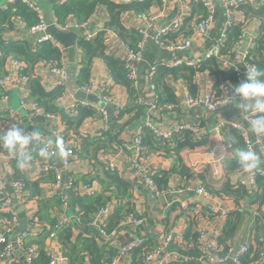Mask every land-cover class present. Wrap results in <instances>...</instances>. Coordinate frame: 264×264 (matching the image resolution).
<instances>
[{
  "label": "crops",
  "instance_id": "obj_1",
  "mask_svg": "<svg viewBox=\"0 0 264 264\" xmlns=\"http://www.w3.org/2000/svg\"><path fill=\"white\" fill-rule=\"evenodd\" d=\"M64 1L66 0H57L56 4ZM113 1L117 4H126L136 0ZM6 2L7 0H0V5H5ZM203 2L205 6L209 7V9L206 8L211 14L212 21L202 33L193 31L191 47L189 50L179 54L177 56L179 59L193 63L205 60V53L214 44L219 31L222 29L224 22L222 16V1L203 0ZM249 6L253 10H263L264 0H252ZM240 10L238 9L233 12L234 21L236 22L235 25L242 24L243 43L240 48L249 50V48L254 47L255 40L260 35L261 26L264 25V13L257 16L254 13L245 14L244 11ZM39 11V14L43 17L40 8ZM190 11V5L187 0H163L161 4L152 6L144 14V17L137 16L134 13L122 14L121 23L126 29H141L146 31L150 37H153L155 33L170 24L173 20H178L181 25V22L190 15ZM108 20L109 15L106 8L101 5L97 6L87 21L85 28L79 31L81 33V39L90 36L92 38L90 41H93V39L103 32L106 54L123 60L126 56L127 46L111 29H105V24ZM189 25L192 26V22ZM5 37L11 42L28 41L34 49L38 45L37 40L39 39L37 35H32L29 29L20 23H16L14 30L7 33ZM78 42L75 49L76 83L77 75L83 65V53L78 48ZM53 44L62 53L63 70L65 71L68 65V50L63 49L55 41ZM172 60V55L165 50L163 45L157 44L153 39H148L143 44L140 57L134 63L133 68L136 74L137 87H133L134 95L132 96H129L126 87L117 84L113 80L105 63L100 58L92 60L89 67L88 83L93 82L96 85H102L104 91L90 94L98 99L101 94L107 95L112 101L118 102L122 106V115L115 118L110 126L107 125V114L103 108L105 105H110L111 107L113 105L111 103H104L100 99L99 105H94L88 101L87 105H81L82 107H88L94 110L97 113V118L86 119L76 130L68 128L57 113H55L57 118L51 121H45L43 123L34 121L30 116L32 111L30 109L20 108L19 105V99L25 98L27 95L26 89L21 88L16 82L11 83L6 94L8 99L5 101L0 98V134L10 126L17 125L27 133L33 131L38 132L40 134L39 147L42 146L43 142H47L53 148L59 137L69 138L72 135H76L80 139V145L88 151V154L94 151L91 145L94 142L91 141H104L108 135L112 137L118 134L116 142L105 145V152H98L97 160L101 161L104 157L114 158L117 169L121 171L127 168L131 141L141 134L144 126L146 127V125L151 124L154 129L164 130L179 124H192L196 121H201L205 137L200 146L183 148L178 153L169 152L168 154H164L162 151L150 152L149 168L153 173L157 171L169 172L173 168L179 170V167L182 166L187 171V177L181 176L178 171L170 173L167 178L165 191L153 200L149 199L148 196H144L139 186L135 183L125 180L127 183L130 182L128 194L132 211L137 210V213H141L145 219L144 226L137 231L139 234H147L145 237L146 243L151 247L159 242L160 235L169 231H172L173 234L181 236L182 238L189 228L193 232L203 230L208 237L214 234H222L227 229V222L230 221L231 224L234 223V231L229 239L237 243L251 244L253 235L264 231V204L259 205L260 199L256 198L259 190L255 192L256 190L252 191L250 188H245L249 192V195L244 198L225 195L217 196L212 191L219 188L225 182H228L232 188L236 189L240 187L238 186L240 180H245L246 177V173L241 168L235 171L227 170V161L233 158V151L229 152L226 158H220L216 155L220 151L219 144L221 138L223 139L221 131L220 133L216 131V126L219 123H240L250 139L255 143V152L260 155L262 161L260 167L264 168L263 151L259 145L260 137L248 131L249 118L256 114L244 113L242 115L236 105L231 103L221 106L215 115L207 114L201 106L187 108L184 102L191 96L187 85L183 80H175L169 76L165 77L164 81L173 91L177 103L174 107L162 103L163 101L159 99V89H150L146 73L150 67L155 66L157 63L170 67ZM216 62L225 71L231 69L232 64H234V60H231L226 55H218ZM34 74L40 80L46 91L53 90L57 87L59 80H64L65 92L56 104L59 109L65 110L74 100L75 96L68 90L64 75L63 78L55 76L47 63H38L34 67ZM194 82L197 85V94L202 93L204 95L212 91L214 78L207 72H201L195 76ZM81 87L82 85L79 86V89ZM101 104L103 105L102 107L100 106ZM135 105H137L139 112L135 111ZM102 112H104L106 119L103 118ZM14 117L16 119L15 123L11 121ZM7 123H10V126ZM85 143H89L90 146L86 147ZM34 146V144H30L29 149ZM209 151H213V153L215 151V156H209ZM32 155V166L26 170H20L17 167V163L15 167L13 166V160L16 161V158L10 156L6 150L0 148V193L6 192L10 195L12 201L10 209H0V234L4 232V224L7 216H11V214L16 216L15 234H18L21 228H26L31 216H35L36 212H38L37 196L29 197V191L22 192L21 194L17 191L14 192L11 180L15 171L21 181H37L41 198L53 201V196H55L53 179L50 176L43 175V170L50 165H59L61 155L57 152L53 158L44 160L39 157L37 148L32 149ZM98 163L100 164V162ZM100 167L101 164L99 165ZM101 171H96V174H100ZM92 173L93 167L89 156L77 153L68 170L63 173V177H69L70 175L77 182H84L81 176ZM129 177L128 172L123 175L124 179ZM92 181L91 183L97 194L102 193L107 183L109 184V181H104L101 187L96 180ZM198 187L206 189L210 193V196L207 198L200 197L195 192ZM105 195L116 205L115 197L110 196L109 193ZM76 197L72 192H67L68 202L66 207L62 206L63 208L61 210H56V214L54 212L51 214L52 218L56 217L58 219L60 215L71 218V223L68 227L70 234L68 241L70 244H78L79 242L77 243V241L80 239L85 237L91 238L93 235L95 236L94 238H97L95 232L89 229L86 223H80L78 218L75 217V213L78 212L77 210H79V214L81 213L80 208L76 204ZM125 201H128V199H125ZM211 210H215L216 213L212 214ZM232 213H236V216L231 217ZM122 224H127L126 217L118 224L116 230H114L115 228L112 229L113 231L111 232L114 233L113 239L103 241L98 237L101 244V264H113L112 262L116 257L120 245L132 240L134 236L133 231L128 226L120 230ZM44 242L46 254L47 252L63 253V245L59 243L57 237L54 239L47 237ZM180 247L181 242L176 245L173 244L165 250L166 264H174L170 261V258L181 253ZM13 253L10 257L0 256V264H24L23 249L16 248ZM75 257V254L70 256L68 264H91L89 262V256L85 257L83 262H76L74 260ZM139 263L138 253H135L123 258L116 264ZM260 264H264V262Z\"/></svg>",
  "mask_w": 264,
  "mask_h": 264
},
{
  "label": "trees",
  "instance_id": "obj_2",
  "mask_svg": "<svg viewBox=\"0 0 264 264\" xmlns=\"http://www.w3.org/2000/svg\"><path fill=\"white\" fill-rule=\"evenodd\" d=\"M50 1V0H41ZM190 5V15L181 22L178 31L168 32L162 39L167 43H173L177 39H186L193 35V31H196L197 26L207 18L210 14L209 10L206 8L203 0H187ZM161 4V0H144L143 2H129L126 4H117L113 0H66L60 4H55L52 10V16L56 24L64 25L69 16H73L74 19L79 23L87 22L95 11L96 7L101 5L104 6L109 15V20L105 24V29H111L123 42L126 44L127 48L131 51H136L138 49V44L142 40V34L137 29H126L121 23V16L124 13H134L135 15H141L147 13L152 6ZM241 9L245 14L254 13L257 16L264 13V9L257 10L251 8L249 5H241L236 8V10ZM246 16V15H245ZM43 17L36 11L29 8L26 4L21 1L15 4H8L5 10H0V79L5 75V65L10 59H14L22 63L24 67L23 75L28 78L25 89L27 95L25 101L28 103H35L41 107L43 113L49 114H59L62 122L70 129L76 130L78 126L83 124L86 119H96L97 113L89 109L88 107L78 106L74 115L67 114L64 110L57 107V102L62 97L65 92L64 87L57 86L51 91H46L40 80L34 74V67L40 63H47L51 67L57 69H63L62 53L58 47H56L50 41H43L36 46L34 49L32 44L28 41L21 40L11 42L8 41L5 35L15 28L16 23L25 25L26 28L30 29L38 25ZM192 22V26L189 23ZM241 25H233L227 31V38L222 43L218 55H226L231 60H235V47L237 42L243 35L241 30ZM78 48L83 53V65L79 70L77 75V83L79 86H84L89 81V67L92 60L100 58L106 65L109 74L113 80L124 87L127 88L129 96L134 95V89L131 82L126 78V68L123 60H119L106 54V46L104 44L103 32H101L93 41H86L80 39L78 42ZM249 57L246 59L248 63L255 66L256 69L264 70V25L261 26L260 35L255 40L253 48L248 50ZM201 72H207L211 77L214 78V84L212 87V92L215 96H220V88L225 85H230L234 89L239 82V77L232 69L222 70V68L217 65L216 57L206 58L203 61L197 62L194 66H179V67H166L160 63L155 64V76L153 77V82L155 84V89H159V99L163 101L162 103L166 105L176 106V99L173 91L165 84L164 78L169 76L175 80L181 79L187 85V88L191 94V97L197 96V85L194 82V78L197 74ZM264 79V77H262ZM4 92L0 89V98H3ZM135 111L139 112L137 105H135ZM123 110L119 112V116L122 115ZM255 116V115H254ZM250 120V118H249ZM34 121L45 122L42 116L34 118ZM221 135L223 138L231 143L233 151V158L227 161V170L235 171L240 169L237 163V149H244L245 145L243 142V133L232 129L230 126L226 125L221 130ZM118 134L110 137L109 135L104 141L96 140L91 145L93 146V153L88 154L86 149L82 146L75 150V154L80 155L85 154L89 156V160L93 167V173L90 175H82L81 178L84 182H77L76 179L69 175V179L72 180V185H78L79 183L91 184L92 180H96L99 185H103L104 181H109L107 186L104 188L103 192L100 194L95 193L93 196L84 195L76 197V204L80 208L75 213V217L82 224L89 222L93 213L102 206H108L113 204L109 197L105 194L109 193L110 196L115 197L116 205L113 204V209L111 215L108 218L107 224L104 226L105 230L109 233L116 230L118 224L132 212V208L129 202V184L121 179L117 174L111 173L104 169L101 161L97 160V154L105 152L106 144L116 142ZM264 141V137H261ZM141 144L147 148V151L155 152L162 151L164 154L169 152L178 153L183 148H193L195 146H200L203 141L195 142L192 139V135L188 132H184L182 135L175 137L172 141H164L155 137L153 132L148 127H143L140 134ZM86 147H89V143H85ZM42 147V146H40ZM99 153V154H100ZM101 164V169L99 168V163ZM17 161L13 160V166ZM100 169V170H99ZM104 169V170H103ZM96 171H101L100 174H96ZM181 176H186L187 171L184 167L180 166L179 170L173 168L169 172L157 171L152 174V179L156 184L160 192H164L167 187L168 175L172 172H177ZM43 175L52 177L54 182V177L50 172H44ZM187 177V176H186ZM12 182H18L22 185V192L29 191V197L37 196L38 212H36L35 217L41 225H46L45 227L35 236L30 237L24 242V247L36 246V257L33 259L32 264H47L48 258L44 249V240L49 236L51 232L54 231L55 238L59 243L63 245V253L70 259V256L74 254L76 257L74 260L76 262H83V259L87 256L90 257L91 264H101L102 254H101V244L100 239L94 238H82L77 241L78 244L69 243V230L60 229L57 230L56 221L57 218H52L51 214L56 210H61L62 204L57 196H53V201L42 199L40 196V190L38 188L37 181H25L20 180L17 177V172L13 174ZM110 187V188H109ZM256 191L259 190V194L256 198L260 199L259 205L264 204V178L259 177L256 180ZM213 194L217 196H236L237 198H244L249 195V192L243 187L232 188V186L225 182L219 188L212 191ZM128 196V197H127ZM2 194L0 193V203L2 200ZM128 199V201H125ZM236 216V213H232L231 217ZM69 218V216H66ZM7 220L10 216L6 217ZM73 218V216H72ZM234 231V223L227 222V229L218 238L219 244H224L226 239L231 238ZM196 232L191 231L189 228L184 236V239H196ZM255 235H253V238ZM29 241V242H28ZM5 245L0 243V253L4 251ZM253 252V257H244L242 259L243 264H249L257 259V252L255 249L251 248ZM141 252L139 255L140 263L142 264ZM194 264V263H190Z\"/></svg>",
  "mask_w": 264,
  "mask_h": 264
},
{
  "label": "built area",
  "instance_id": "obj_3",
  "mask_svg": "<svg viewBox=\"0 0 264 264\" xmlns=\"http://www.w3.org/2000/svg\"><path fill=\"white\" fill-rule=\"evenodd\" d=\"M21 1L22 3L26 4L29 8L36 12H40L39 8L32 0H7L5 5H0V10H5L8 4H15ZM144 0H136V2H143ZM163 1V0H161ZM223 3V25L222 29L219 31L218 36L216 37L214 44H212L211 48L205 53L206 58L210 57H217L220 47L222 43L227 38V31L233 25L236 24L234 21L233 12L236 10L237 7L241 5H249L252 0H220ZM208 9L209 7L206 6ZM140 17H144V14L137 15ZM211 14L207 16L205 20H203L196 28L198 33H202L210 24ZM86 23H79L77 22L73 16H69L67 21L64 25H55L62 31L69 32V31H81L85 28ZM46 28L44 20L29 29L32 35H38L41 32H44ZM180 28V23L178 20H173L167 26L161 28L153 37L141 29H137L142 34V40L138 44V49L136 51H131L126 48V56L123 59L126 68V78L132 83L133 87L136 86V74L134 70V63L140 57L141 50L143 44L148 39H153L157 44H161L165 47V50L168 51L172 57V67H179V66H194L197 62L193 63L190 61H186L184 59H179L177 56L191 47L192 43V36L186 39H177L173 43L165 42L162 37H164L168 32L178 31ZM92 38L90 36L84 37V40L90 41ZM37 44H40L43 41H50L51 43L54 40L48 36H44L37 40ZM243 43V35L241 36L240 40L237 42L235 47V60L234 64H232L231 69L234 73H236L239 77V82L246 79L247 70L256 69L255 66L247 62L248 49L244 48L241 49V45ZM165 44V45H164ZM199 62V61H198ZM243 65L245 71H241L238 67L239 65ZM50 67L51 72L55 76H60L63 78L64 70L57 69L55 67ZM230 68V67H229ZM228 68V69H229ZM24 67L22 63L17 60L10 59L6 62L5 65V75L2 79H0V89L4 92V96L2 100H7V90L11 83L16 82L21 88H25V84L28 80L26 76L23 75ZM155 76V66H152L148 69L146 73L147 81L149 82V87L151 90L155 89V84L152 81L153 77ZM57 86L64 87V80H59ZM65 88V87H64ZM83 93H95L104 91V87L101 85H96L93 82H90L80 89ZM221 95L215 96L214 93L211 91L209 94L198 93L196 97L189 96L184 105L187 108L190 107H198L201 106L205 109L207 114L215 115L217 114L218 110L221 106L227 105L226 104V95L228 97L234 96V89L230 85H225L220 88ZM101 94V93H100ZM26 97V96H25ZM100 101L104 103H111L114 108V116L117 118L119 116V112L122 110V106L120 103L112 101L107 95H102L99 97ZM239 103V101L237 100ZM20 108L30 109L32 114L30 116L32 119L42 116L44 120L51 121L57 118L56 114H49L43 113L41 107L36 105L35 103H28L25 101V98L19 99ZM85 106L87 105V101L75 99L69 104L68 107L65 108V112L67 114L74 115L76 112L77 106ZM103 118H105L104 112H102ZM106 119V118H105ZM13 123L16 122L15 117L11 119ZM10 126V123H7ZM230 126L232 129L243 133V142L245 145L246 150H254L255 151V143L250 139L246 130L242 127L240 123H219L216 126V131L220 133L224 126ZM156 138L164 140V141H172L173 138L182 135L184 132H188L192 135V139L195 142L204 141V130L201 121H196L192 124H179L175 127H171L169 129L159 130L154 129L151 124L146 125ZM260 140V147H262L263 157H264V141H262L261 137ZM48 145L49 150V158H53L55 153L61 155L59 165H50L43 170L44 172L52 173L54 177L53 186L55 189V196H57L62 204L63 207H66L68 198L67 192H72L75 196H84V195H91L93 196L96 193V190L93 184H83L80 183L79 185H72L73 182L68 177H63V173L68 170L70 167L74 157H75V150L80 147V139L76 135H72L69 138L66 137H59L56 140L55 147H51L49 143L43 142L42 147ZM232 145L224 138H221V142L219 144L218 154L214 151V153L219 156L220 158H226V155L231 151ZM130 157L127 160V168L119 171L116 167L115 159L111 157H104L101 159V163L105 170L117 174L121 179L129 180L139 186L140 191L144 196L154 195V199L156 196H160L163 192H160L152 179L153 172L149 168V160L151 154L147 151V148L141 144L140 135L135 137L130 143ZM213 151H209V156H215ZM111 158V159H110ZM128 172L129 178H123V175ZM245 180H240L238 186L244 188H250L252 191L256 190V180L259 177L264 178V168L259 167L258 169L254 170L251 173L245 174ZM130 183V182H129ZM128 183V184H129ZM131 186V185H130ZM12 188L18 193H22V185L18 182H12ZM195 192L200 196L207 198L210 196V193L204 189L203 187L196 188ZM2 200L0 203L1 210H8L11 207L12 201L9 194L6 192L1 193ZM150 199V198H149ZM153 200V199H151ZM113 209V204L108 206H102L98 208L92 215L89 222L86 223V226L95 232L96 237H99L103 241L111 240L114 238L113 232H107L105 230V225L108 222V218L111 215V211ZM78 211V210H77ZM76 211V212H77ZM211 213H216L215 210H211ZM127 224H122L120 230L128 226L134 233V236L131 241L120 245L116 257L113 260V264L118 263L123 258L138 253V256L142 252V264H166L165 263V250L169 248L173 244H178L181 242L180 251L178 255H174L170 258L174 264H243L242 259L244 257L252 258L253 252L251 248L255 249L257 252V259L249 264H260L264 262V231L255 234L251 244L249 243H237L231 239H226L224 244L218 243V238L222 234H214L208 237L203 230L196 231V239H184L181 236H176L172 233V231L166 232L159 237V242L149 247L146 243L145 237L142 233H138V229L144 226L145 219L141 213H137V210L132 211L126 216ZM17 223V218L14 214H11L10 219L5 220L4 224V232L0 234V243L4 244V251L0 253V256L10 257L13 255L14 250L23 249V259L24 264H32L33 259L36 257V246H28L24 247V242L38 234L46 225H41L34 215L31 216L29 219V223L24 229V231L15 234V226ZM71 223V218L66 217L65 215H60L56 221V229H66L69 227ZM50 239L55 238L54 231L51 232L48 236ZM21 251V250H20ZM48 262L47 264H68V257L64 255V253H50L47 252Z\"/></svg>",
  "mask_w": 264,
  "mask_h": 264
},
{
  "label": "clouds",
  "instance_id": "obj_4",
  "mask_svg": "<svg viewBox=\"0 0 264 264\" xmlns=\"http://www.w3.org/2000/svg\"><path fill=\"white\" fill-rule=\"evenodd\" d=\"M264 70H247L246 79L234 88V96L226 95V104H235L242 115L255 113L250 117L248 131L258 137H264ZM237 100L239 103H237ZM35 146L29 149V145ZM40 134L36 131L25 132L21 127L12 125L0 134V148L16 158L17 167L26 170L32 166V149H38V155L44 160L49 158L48 145L39 147ZM237 163L245 173L258 169L262 163L260 155L254 150L237 149Z\"/></svg>",
  "mask_w": 264,
  "mask_h": 264
},
{
  "label": "water",
  "instance_id": "obj_5",
  "mask_svg": "<svg viewBox=\"0 0 264 264\" xmlns=\"http://www.w3.org/2000/svg\"><path fill=\"white\" fill-rule=\"evenodd\" d=\"M41 9L44 17L46 28L44 32L39 33L37 36L42 38L48 36L57 42L63 49L68 50V65L64 71V77L66 79V86L70 93H72L76 99L88 101L94 105H99L100 101L92 94L83 93L79 90V86L76 83V63H75V49L77 42L81 39V33L78 31L65 32L60 30L54 22L52 16V10L57 0L41 1L32 0ZM33 38V36H31ZM241 71H245L244 66L241 64L238 66ZM103 106L102 104L100 105ZM104 111L107 114V125L110 126L115 119L114 108L110 105L104 106ZM150 199H154V195H149ZM24 227V226H23ZM25 228H21L20 231H24Z\"/></svg>",
  "mask_w": 264,
  "mask_h": 264
}]
</instances>
